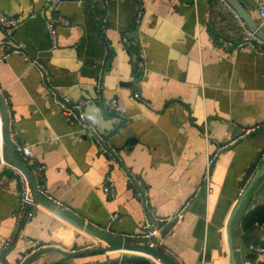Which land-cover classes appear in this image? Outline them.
I'll return each mask as SVG.
<instances>
[{"label":"crops","instance_id":"1","mask_svg":"<svg viewBox=\"0 0 264 264\" xmlns=\"http://www.w3.org/2000/svg\"><path fill=\"white\" fill-rule=\"evenodd\" d=\"M238 1L264 38L256 0ZM44 2L0 0V11L19 19L10 43L38 56L50 73L51 84L65 94L90 99L84 111L102 133L105 111L121 112L130 121L110 144L131 173L142 175L151 214L155 219L172 217L186 205L181 216L163 229L159 249L180 264H230L228 222L253 174L264 164V132L239 139L222 150L212 167V191H200L205 187L207 160L217 148L243 128L264 122V48L223 45V39L233 45L241 42L243 31L222 0H198L197 4L193 0H86L82 5L66 0L56 7L54 18L63 16L72 24L58 26L59 46L53 48L47 30L52 9L45 16ZM142 2L143 19L136 27L134 19ZM102 20L104 46L96 35ZM124 36L136 39V45L126 47ZM4 40L8 36L0 28V42ZM9 45L0 48V55H6L0 59V92L8 108L9 133L33 149L37 163L43 165L48 191L82 216L41 196L42 203L33 217H27L16 245L0 264H16L17 259H23L21 251L29 255L42 247L39 241L43 239L45 245L50 239H55V245L63 241L71 251L106 245L64 217L94 230L98 228L93 223H114L113 229L119 231L139 230L148 216L142 202L128 189L124 169L66 118L52 102L39 69L28 65ZM109 50L114 55L105 60ZM100 88L104 108L98 104ZM6 144L0 105V258L26 208L18 200L21 181L3 163L15 161L23 170L20 159L28 166L14 147L16 155L11 156ZM254 165L256 169L248 173ZM28 168L33 172L34 168ZM261 181L249 191L232 222L236 235H258L247 259L241 258L239 264H252L254 247L264 243V222L250 232L242 227L243 217L264 204V191L254 197ZM106 185L114 187V196L104 191ZM237 252L241 255L239 243ZM122 257L164 264L151 254L124 250L78 258L52 250L29 264H113Z\"/></svg>","mask_w":264,"mask_h":264},{"label":"built area","instance_id":"2","mask_svg":"<svg viewBox=\"0 0 264 264\" xmlns=\"http://www.w3.org/2000/svg\"><path fill=\"white\" fill-rule=\"evenodd\" d=\"M64 1L66 0H45L44 10L56 8L59 4L63 3ZM69 1H74L79 5H82L86 2V0H69ZM197 1L198 0H193L195 4H197ZM222 1L227 7H229L233 11L234 15L238 18V20L241 23L242 31H243V36H242L243 40L241 42L233 45L231 41L223 39L222 40L223 45L225 47L228 46L237 47V46H243L244 44H250L253 46L255 45L264 48V38H262L256 31H253L249 27H247L241 15L226 0H222ZM256 4L260 18L262 19L260 24V26L262 27L264 25V0H256ZM144 10H145V5L142 2L134 19V24L136 27L138 24L142 22ZM71 24L72 22L63 16L57 18L54 17L48 18L47 30L53 48H57L59 46L58 26L59 25L70 26ZM18 25H19L18 18L11 15H7L6 13L0 11V28L8 36V40H4L0 42V48L2 46H6V45L8 46L10 44L9 48L11 51L19 53L23 57V59L28 63V65L37 67L41 75L42 83L47 88L48 94L50 95L52 102L60 109V111L66 116V118L69 121L76 123L79 126L80 131L83 134H85L97 146L98 150L102 154L115 160L117 158L119 162H122L121 157L118 156L117 150L110 144V142L108 143L106 142L105 135L97 127V125L94 124L92 119L85 113L84 108L90 102V99L85 97H81L79 99H73L71 96L65 94L60 87L51 84L50 73L45 67V64L41 61V59L38 56L31 55L25 49H23L19 44H15L13 42L10 43V40H12L13 38V31ZM122 42L128 48H132L133 46L136 45V39L128 38L126 36L122 38ZM5 56H6L5 54L3 55L1 54L0 59L4 58ZM140 66L145 67L144 61H140ZM134 96L136 98H140V94L138 92H135ZM262 128H264V122L243 128L235 138H233L231 141L227 143L221 144L217 148V151L208 158L207 166L203 176V182L204 185L206 186L207 193H210L212 191V187H211L212 173H213L212 167L214 165L217 156L222 152V150L228 147L229 144H232L239 139L246 138L250 134ZM205 131L207 133V126H205ZM10 140L16 153L23 160V162L28 167L34 168L33 173L36 179L35 188L39 197L41 196L45 197L46 199H48V201H51L56 206L58 207L61 206L66 210L73 212L76 216H82L71 205L65 203L63 200L52 195L48 191L43 180L44 178L43 165L37 163L33 149L30 146L21 143L17 139L14 133H10ZM3 164L8 169L13 171L18 177V179L21 181V191L19 193L18 200L20 201L22 206L26 207L30 205L32 207H38L40 203L38 202V200L34 195L31 181L29 180L26 173L22 170L20 165L17 164L15 161H10V160L8 161L6 160ZM104 191L111 196H114L116 194L114 187L108 185L104 187ZM243 191L244 188L241 189L240 195H242ZM185 208L186 205H184L182 209L172 217H158L155 223L151 222L150 219L147 217L143 222L142 227L136 232L115 230L109 224L106 226H100L95 223L93 224L96 228L100 229L101 231L111 234L112 236L118 237L123 241H129L133 243L144 242L153 245L155 244L154 238L156 237L158 239L157 241V245H158L159 242L161 241V233L163 229L166 227L168 223L172 221V219L177 220L181 216ZM33 215L34 212L30 210L28 212L27 217L31 218L33 217ZM254 249L256 251V255H255L256 257L253 259L252 264H264V243L257 244L254 247ZM155 260L161 261L158 258H155ZM113 264H135V263H133L127 258L122 257L116 263Z\"/></svg>","mask_w":264,"mask_h":264},{"label":"water","instance_id":"3","mask_svg":"<svg viewBox=\"0 0 264 264\" xmlns=\"http://www.w3.org/2000/svg\"><path fill=\"white\" fill-rule=\"evenodd\" d=\"M134 1H138V0H134ZM226 1L241 15V17L247 22V24L249 25L251 30L256 31L259 34L256 22L254 21V19H252L251 15L248 13V11L244 7V5L241 2H239L238 0H226ZM97 7L100 9L103 8V6H101L99 4L97 5ZM47 11H48V9L44 10L45 16H47V14H46ZM55 11H56V8H53L51 10V14L53 17H55ZM104 12L107 13V11L105 10V7H104ZM104 23H105V21L102 20L100 22L99 29H97V31H96V35L98 36V38L102 42V46H104L103 43H106V37L101 36L102 32H103L102 26L104 25ZM106 24L109 26L110 22H107ZM260 36H262V35H260ZM110 54L114 55V51L109 50L104 59L108 60V57L110 56ZM104 71L105 70L102 69L101 77L104 76ZM139 73H141V72L139 71ZM100 93H101L102 98L100 99V101H98V104L102 108H104L105 102H104V96H103V89L102 88H100ZM4 95H7V93L4 92ZM0 105L3 109V114L5 117V130H6V141H7L6 145H7V149H8L9 154L13 157L16 154H15V151L13 149V146H12V143L10 140V133H9V128H8L9 127L8 108H7V105L5 104L4 97H3V94L1 92H0ZM110 107H111V105H110V103H108V108H110ZM104 113L106 114L107 118H104V120L101 122V127L103 130V134L105 135L106 142L108 143V142H112L111 139L115 135L120 133L121 130L126 129L128 126V123L130 121H128L125 117H123L121 112L109 113V112L105 111ZM263 132H264V128L255 131L254 133L250 134L248 137H253L256 134L263 133ZM19 161L23 165V170L25 171L26 175L28 176L29 180L31 181L33 191H34V195H35L36 199L38 200V202L42 203L41 199H40V197L36 191V188H35L36 179L34 177V173L31 172V170L28 167H26L20 159H19ZM116 161L121 165V168L124 169V171H125V174L128 178V183H127L128 189L132 191L134 198H136L138 202H142V205L144 207L145 212L147 213L148 218L150 219L151 222L155 223L156 219H155L154 215H152L150 213L151 205L147 201V196H146V192H145V185L146 184L142 178V175L131 173V171L128 170L125 167V165H123L122 162H119V160L117 158H116ZM255 169L256 168L254 165L253 167H251V169L248 170V173L253 172ZM245 178H246V176L244 177V181H245ZM260 180H262V181L254 193L255 198L259 197L260 194L264 191V164L262 165L260 170L256 171L253 174V177H252L247 189L245 190V192L241 196L240 201L237 203L235 209L232 212L230 220L228 222L227 240H228V245H229V250H230V264H239V260L241 258L246 260L250 248H252L253 244L258 240V235L255 233H250V234L240 233V234L236 235L235 232L233 231V228H232V222H233V219H234L235 215L237 214L238 210L243 205L244 201L248 198L249 191L254 187V185L256 183L260 182ZM205 188H206V186L200 191V194L204 193ZM138 193H140V196H138ZM36 208L37 207H32L30 205L26 206V208L23 211V214L20 218L19 226H18V228H17V230H16V232H15V234L11 240V243H9V245L6 247V249L4 251H2L0 259L4 258L14 248V246L16 245V243L18 241L20 233L26 224L28 212L30 210L35 212ZM64 218L66 220H68L71 224H73L74 226L79 227L80 229H83L84 231H86L88 234L96 237L98 240L102 241L106 245L100 246V247H92L90 249H85V250L71 251L69 246L66 243H64L63 241L59 242L58 245H55V243H56L55 239H50L48 241L49 245H45L46 241L43 239L42 241H39V244L42 247H40L36 251H33L29 255H27V253L25 251H21L19 253V255L23 259L22 260L17 259L16 264H29L33 259H35L39 255H41L45 252H48V251H52V250L59 251L62 254H64L65 257H68V258L92 256L95 254L105 253L107 251H112V250L143 252V253L151 254L152 256H154L155 258H158L159 260H161L165 264H180L178 261H176V259L172 255H170L167 252L159 249V247L157 245L158 239L156 237L154 238L155 244H153V245H151L150 243H144V242L133 243V242H129V241H123L118 237L112 236L111 234H108V233L101 231L100 229L94 230V229L90 228L89 226H85L79 222H76L69 217H64ZM113 225H114V223L110 224L111 227H113ZM33 242H38V239H33ZM238 243L241 246V255L237 252V244ZM43 245H45V246H43ZM87 246H90V245L84 244V247H87ZM99 263H100L99 261H88V262H83L81 264H99ZM198 264H203V262H199Z\"/></svg>","mask_w":264,"mask_h":264},{"label":"trees","instance_id":"4","mask_svg":"<svg viewBox=\"0 0 264 264\" xmlns=\"http://www.w3.org/2000/svg\"><path fill=\"white\" fill-rule=\"evenodd\" d=\"M264 222V204L257 206L251 210L248 214L243 217L242 227L245 231L250 232L253 230L257 223ZM255 258V257H254ZM253 258V259H254ZM133 263L137 264H149L148 259H137V258H127ZM57 264H63V262H58Z\"/></svg>","mask_w":264,"mask_h":264},{"label":"bare ground","instance_id":"5","mask_svg":"<svg viewBox=\"0 0 264 264\" xmlns=\"http://www.w3.org/2000/svg\"><path fill=\"white\" fill-rule=\"evenodd\" d=\"M162 263H164V262H162ZM165 264V263H164Z\"/></svg>","mask_w":264,"mask_h":264},{"label":"rangeland","instance_id":"6","mask_svg":"<svg viewBox=\"0 0 264 264\" xmlns=\"http://www.w3.org/2000/svg\"><path fill=\"white\" fill-rule=\"evenodd\" d=\"M19 180V179H18Z\"/></svg>","mask_w":264,"mask_h":264}]
</instances>
